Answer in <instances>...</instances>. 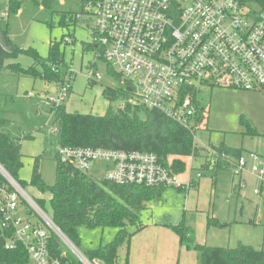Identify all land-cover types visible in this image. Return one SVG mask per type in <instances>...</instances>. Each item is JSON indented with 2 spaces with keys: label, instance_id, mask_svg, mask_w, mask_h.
Returning a JSON list of instances; mask_svg holds the SVG:
<instances>
[{
  "label": "built area",
  "instance_id": "built-area-1",
  "mask_svg": "<svg viewBox=\"0 0 264 264\" xmlns=\"http://www.w3.org/2000/svg\"><path fill=\"white\" fill-rule=\"evenodd\" d=\"M92 21L94 63L104 59L129 81L135 99L185 126L196 115L193 90L224 87L264 91L263 0H84ZM10 12L0 11V20ZM69 38H66V42ZM100 78L99 72L90 75ZM70 83L56 88L53 106L62 104ZM29 97H33L31 92ZM61 164L89 173L103 166V179L120 185L175 187L189 191L194 177L185 179L154 153L94 147L59 146ZM251 161V163H249ZM243 174L256 179L254 194L264 203V156L246 152L235 162ZM0 249L12 258L0 264H68L55 255L52 237L73 251L81 264H101L82 254L40 203L0 163ZM22 256L26 258L20 263ZM19 262V263H18Z\"/></svg>",
  "mask_w": 264,
  "mask_h": 264
},
{
  "label": "rangeland",
  "instance_id": "rangeland-1",
  "mask_svg": "<svg viewBox=\"0 0 264 264\" xmlns=\"http://www.w3.org/2000/svg\"><path fill=\"white\" fill-rule=\"evenodd\" d=\"M16 1L21 3L20 8L12 11L11 0H0V11L10 12L8 20H0V28L9 30L15 45L22 49L33 47L42 57L47 58L52 41L69 38L68 42L61 44L65 63L73 74L71 91L63 102L68 112L103 116L110 108L117 110L125 104L127 98L123 91L124 86L109 73L108 64L98 59L95 62L96 68L90 67L94 63V52L83 50V43L92 42V21L84 13L82 18H76L77 22L72 21L69 26H61L64 13L75 17L83 13L84 0H50V7L44 6L43 0ZM17 61L23 67H28L33 64L34 59L22 54ZM92 70L98 71L101 77L89 76ZM51 87L52 84L43 79L0 75V116L7 119V131L21 139L23 158L18 180L23 183V188L29 195L39 203L40 200L44 201L43 208L50 215L51 195L31 184V174L34 158L44 153L42 179L47 185L54 184L56 179L58 163L55 156L59 145L53 129V105L50 99L57 94L52 93ZM107 88L116 90L117 96L108 99L105 96ZM29 92L33 97H28ZM197 97L209 108L208 125L199 130L196 136L199 146L208 143L220 144L224 141L230 146L242 147L244 155L253 151L264 156V91L220 86L202 87ZM242 118L251 123L258 132L257 135L245 134V127L240 122ZM102 172L103 166L97 164L89 171V175L101 180L104 176ZM235 172V168L221 171L217 176V185L212 187L214 193L210 188L211 174L206 172L201 182L202 185L207 184L208 189L202 193L198 204L192 205L195 200L192 188L191 191H179L170 187L165 192L164 202L150 203L143 211L141 219L163 221L168 217L177 224L185 215L187 224L196 229L203 242L209 246L235 248L242 243L264 250V204L261 197L254 194L256 179L250 171H246L243 174L246 187L239 188L240 177ZM197 173L192 172L194 176ZM189 208L193 210L187 213L186 209ZM208 217L226 222L228 226L208 227ZM254 221L257 223H251ZM133 229L134 227H130V230ZM117 231L112 227L91 229L81 226L78 229V245H74L86 255L88 251L114 240ZM68 250L73 253L70 248ZM125 254L126 249L123 247L120 250L122 259Z\"/></svg>",
  "mask_w": 264,
  "mask_h": 264
},
{
  "label": "trees",
  "instance_id": "trees-1",
  "mask_svg": "<svg viewBox=\"0 0 264 264\" xmlns=\"http://www.w3.org/2000/svg\"><path fill=\"white\" fill-rule=\"evenodd\" d=\"M42 3L44 6H51L50 0H43ZM20 5L19 1L11 0L10 10L17 11ZM77 15L75 17L64 13L61 26L66 27L72 21L77 22ZM66 38L61 41H52L48 56L44 58L33 47L22 49L15 45L8 30L0 28V75L43 79L54 84L56 88L70 83L68 90L70 93L73 74L65 63L61 49V44L66 43ZM83 50L96 51L90 43H83ZM22 54L31 56L34 59L33 64L23 67L17 61ZM105 62L108 64L109 73L123 83V76L114 69L111 63ZM90 67L96 68V63ZM123 86L127 101L117 110L110 108L103 116L70 113L66 110L64 103L52 106L53 129H55L58 145L154 153L164 165L178 174L186 170L187 165L184 158L189 157L193 161L189 169L191 174L193 171L200 172L202 175L210 172L214 184L221 171L235 168V162L244 154L242 147L230 146L224 141L220 144L209 143L207 147H203L199 146L196 141L198 131L206 128L209 117L208 106L203 105L197 97L200 89H194L192 92L196 107L194 122L192 125L185 126L159 110L140 104L134 97L133 86L129 81H124ZM105 96L111 100L117 96V91L107 88ZM240 122L245 127V134H258L246 119L242 118ZM5 125L6 121L0 118V163L18 180L23 158L21 139L7 133ZM44 155L43 153L34 158L31 184L37 186L42 192L50 193L54 222L76 245L79 242L78 229L81 226L91 229L116 228L118 231L114 240L88 251L86 255L91 259L101 260V264H129L131 239L145 228L141 219V214L146 209L143 203L163 202L164 193L170 187L120 185L105 179L98 180L89 173L61 164L57 155L55 156L58 163L56 179L54 184L47 185L41 173ZM21 185L24 186L22 182ZM196 186V182L193 181V188ZM40 205L45 207L43 200H40ZM125 220L128 224H125ZM207 224L208 227L211 225L228 226V223H222L214 217H208ZM164 226L178 235L181 245L197 252L200 264H264V250H257L250 245L240 243L235 248H228L199 243L196 240L194 229L185 221V215L179 223L173 224L165 221ZM130 227L134 229L130 230ZM52 247L55 255L68 264H81L55 236L52 237ZM123 247L126 249V254L122 259L120 250ZM10 255L12 254L0 249V259L12 258ZM25 260L26 258L22 256L20 263Z\"/></svg>",
  "mask_w": 264,
  "mask_h": 264
},
{
  "label": "crops",
  "instance_id": "crops-1",
  "mask_svg": "<svg viewBox=\"0 0 264 264\" xmlns=\"http://www.w3.org/2000/svg\"><path fill=\"white\" fill-rule=\"evenodd\" d=\"M51 91L52 93L56 92V87L54 84H52ZM0 118L7 121V119L2 116H0ZM5 131L9 133L6 129V125H5ZM9 134L12 135L11 133ZM208 144H204L203 147L207 146ZM184 160L186 161L187 166H186V170L180 174V177L182 179H185L188 176L189 169L191 168L192 162H193L192 158H189V157L184 158ZM204 175L199 180L195 181L197 186L195 188L192 187L191 189V190H194L193 197L195 199L194 201H192V205L194 203L198 204V201L202 193L205 190L207 191L208 189V185L207 184L202 185V182H201V179L204 177ZM211 181L212 183H211L210 188H211V192L214 193V190H212L213 189L212 187L217 185V180H216V184L213 183L212 178H211ZM164 196H165V193H164ZM149 205L150 203L149 204H147L146 202L143 203V206L144 207L146 206L145 207L146 209ZM190 210H193V209L191 208L186 209V212L188 213V211ZM196 211H199V210L196 209ZM141 218H142V214H141ZM165 221H169L173 223L171 219L168 217H166L165 220L163 221H156L154 219L145 221L144 219H142V222L144 223L145 228H143V230L135 234L131 239V245H130V251H129V264H200L198 260L197 252L194 250L188 249L186 246L181 245L178 235L174 231H172L170 228L164 226ZM261 222L262 221H258V223H261ZM254 223L256 224L257 222L254 221ZM173 224H176V223H173ZM206 224H207V221H206ZM194 231H195L196 240L201 244H206L205 242H203V238L196 231V229H194Z\"/></svg>",
  "mask_w": 264,
  "mask_h": 264
},
{
  "label": "water",
  "instance_id": "water-1",
  "mask_svg": "<svg viewBox=\"0 0 264 264\" xmlns=\"http://www.w3.org/2000/svg\"><path fill=\"white\" fill-rule=\"evenodd\" d=\"M124 222H125V224H127V223H128V221H127V220H125Z\"/></svg>",
  "mask_w": 264,
  "mask_h": 264
}]
</instances>
